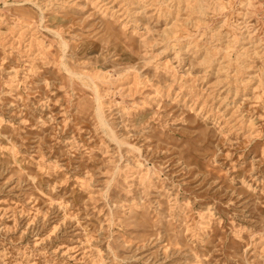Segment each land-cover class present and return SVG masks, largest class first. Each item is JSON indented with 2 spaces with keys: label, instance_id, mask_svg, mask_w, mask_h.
I'll list each match as a JSON object with an SVG mask.
<instances>
[{
  "label": "rangeland",
  "instance_id": "obj_1",
  "mask_svg": "<svg viewBox=\"0 0 264 264\" xmlns=\"http://www.w3.org/2000/svg\"><path fill=\"white\" fill-rule=\"evenodd\" d=\"M0 264H264V0H0Z\"/></svg>",
  "mask_w": 264,
  "mask_h": 264
}]
</instances>
